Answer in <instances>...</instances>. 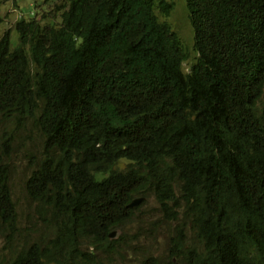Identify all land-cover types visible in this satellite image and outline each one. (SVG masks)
Listing matches in <instances>:
<instances>
[{"label":"trees","instance_id":"16d2710c","mask_svg":"<svg viewBox=\"0 0 264 264\" xmlns=\"http://www.w3.org/2000/svg\"><path fill=\"white\" fill-rule=\"evenodd\" d=\"M64 2L58 25L31 9L0 35V115L40 134L24 189L52 236L0 264H106L93 249L149 193L175 226L168 259L141 264H264V0H184L196 54L186 71L157 15L172 3ZM16 221L0 161V227Z\"/></svg>","mask_w":264,"mask_h":264},{"label":"rangeland","instance_id":"374dc122","mask_svg":"<svg viewBox=\"0 0 264 264\" xmlns=\"http://www.w3.org/2000/svg\"><path fill=\"white\" fill-rule=\"evenodd\" d=\"M65 0H7L1 4L0 14L3 21L0 35L20 17L29 18L32 11L36 18L45 15L42 23L58 25L61 21L59 7ZM172 3V10L166 17L171 29L178 35L182 47L189 59L183 65L186 71L190 60L196 55L193 49V32L184 0H165ZM15 37L13 33V38ZM264 103V94L259 104ZM41 154V137L34 121L14 116L0 115V161L7 165L9 185L16 210V228L7 233L0 227V259L7 256L12 247L19 246L23 240L46 239L51 236L47 226L48 211L38 208L25 189L24 182L32 166ZM126 160L119 162L122 168ZM100 175H98L99 177ZM142 198L133 216L119 228L111 231L110 242L93 252L106 264H141L146 258L168 259L169 237L173 233L174 222L163 218L159 205L152 194H138L134 199ZM10 236L8 240L7 236ZM48 242L43 243L46 245ZM87 241H82L86 247Z\"/></svg>","mask_w":264,"mask_h":264},{"label":"water","instance_id":"95a60500","mask_svg":"<svg viewBox=\"0 0 264 264\" xmlns=\"http://www.w3.org/2000/svg\"><path fill=\"white\" fill-rule=\"evenodd\" d=\"M141 200H142V198L133 199V200L129 203V206H130V207L136 206L137 204L140 203ZM109 236H113V234H110Z\"/></svg>","mask_w":264,"mask_h":264}]
</instances>
